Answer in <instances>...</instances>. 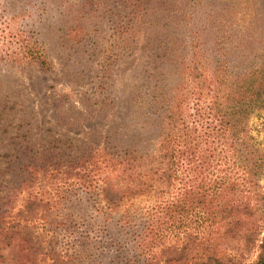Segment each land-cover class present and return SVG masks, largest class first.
<instances>
[{"label": "rangeland", "instance_id": "374dc122", "mask_svg": "<svg viewBox=\"0 0 264 264\" xmlns=\"http://www.w3.org/2000/svg\"><path fill=\"white\" fill-rule=\"evenodd\" d=\"M0 13L23 15L21 23L36 29L51 63L49 71L0 67V231L19 229L28 219L26 202L36 197L37 217L27 221L39 258L49 261L57 249L71 264H114L108 227L124 213H144L157 199L125 195L114 205L104 197L131 183L130 170L114 168L118 149L158 147L162 129L153 133L145 125L149 111L159 114L147 105L154 48L166 50L163 85L177 95L179 117L193 123L211 99L194 93L175 66L193 61L208 82L209 64H229L239 74L258 70L264 0H0ZM158 75L163 79L157 71L153 82ZM252 111L251 142L264 149V95ZM74 153L89 161L91 181L51 172V163ZM90 182L89 191L100 192L99 211L84 190ZM261 185L264 192V177ZM17 242L0 243V264H27Z\"/></svg>", "mask_w": 264, "mask_h": 264}, {"label": "trees", "instance_id": "16d2710c", "mask_svg": "<svg viewBox=\"0 0 264 264\" xmlns=\"http://www.w3.org/2000/svg\"><path fill=\"white\" fill-rule=\"evenodd\" d=\"M138 12L130 10L132 15ZM22 17L0 13V67L24 71L37 65L49 71L43 43L34 27L21 23ZM115 29L122 41L131 44L124 32ZM154 49L147 105L157 106L159 114L147 110L145 125L153 133L162 129L158 147L145 153L136 146L118 149L114 168L130 170L131 183L125 191H104V197L114 205L125 195L157 199L144 213H124L108 227L116 252L114 264H244L252 255L250 264H264V192L260 191L264 149L253 145L248 132L252 110L264 95V65L239 74L229 71V64H209L214 71L209 82L196 72L199 66L193 61L176 65L187 76L184 82L199 91L194 93L211 99L192 123L188 116L179 117L177 95L163 85L166 50ZM157 71L163 79L158 75L153 82ZM88 162L74 153L51 163V172L63 173L67 181L89 182ZM91 184L86 183L84 190L99 211L100 192L89 191ZM36 201L35 197L25 204L27 220L37 217ZM27 220L19 229L0 231V243L12 246L18 238L27 264H71L72 257L57 249L50 252L51 261L39 258L43 252ZM230 243L235 247L228 252L223 245Z\"/></svg>", "mask_w": 264, "mask_h": 264}]
</instances>
